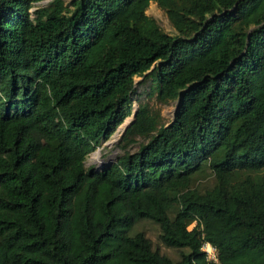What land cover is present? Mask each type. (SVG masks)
I'll list each match as a JSON object with an SVG mask.
<instances>
[{"label": "trees", "instance_id": "trees-1", "mask_svg": "<svg viewBox=\"0 0 264 264\" xmlns=\"http://www.w3.org/2000/svg\"><path fill=\"white\" fill-rule=\"evenodd\" d=\"M40 1L0 0V264H264V0ZM137 76L172 119L139 105L122 139L147 142L86 169ZM142 219L179 260L132 233Z\"/></svg>", "mask_w": 264, "mask_h": 264}, {"label": "rangeland", "instance_id": "rangeland-1", "mask_svg": "<svg viewBox=\"0 0 264 264\" xmlns=\"http://www.w3.org/2000/svg\"><path fill=\"white\" fill-rule=\"evenodd\" d=\"M63 1L65 5H69L71 0ZM50 2L51 0L37 2L33 5L31 11L48 6ZM146 14L153 17L165 32L172 35L177 33L169 21L166 12L155 2H150ZM134 81V91L131 96V114L117 127L116 131L108 140L102 141L95 150L86 156L84 161L86 169H92L93 171L103 170L116 163L126 152H136L141 144L147 142L150 138L149 136L143 137L141 135H136L130 142H126L122 139L125 129L133 122L134 115L139 105L143 104L147 106L150 115L156 120L157 128L166 125L172 119L176 107V100L162 101L159 99L155 86L149 79L137 76L134 78ZM153 133L154 131H150V135ZM214 182V176L206 170L194 178L192 181V188L202 192L211 188ZM174 209L175 208L171 210L170 215L173 214ZM193 225L194 224L191 223L188 228H192ZM136 232H142L151 241L153 249L159 250L162 254L169 256L173 260L180 259V251H187V249L179 250L162 243L159 238L160 229L158 224L149 219L138 221L132 229L133 234ZM202 248L207 251L210 249L207 244H204Z\"/></svg>", "mask_w": 264, "mask_h": 264}, {"label": "built area", "instance_id": "built-area-1", "mask_svg": "<svg viewBox=\"0 0 264 264\" xmlns=\"http://www.w3.org/2000/svg\"><path fill=\"white\" fill-rule=\"evenodd\" d=\"M207 258L208 259H216L215 258V250L213 248H210L208 251H207Z\"/></svg>", "mask_w": 264, "mask_h": 264}, {"label": "clouds", "instance_id": "clouds-1", "mask_svg": "<svg viewBox=\"0 0 264 264\" xmlns=\"http://www.w3.org/2000/svg\"><path fill=\"white\" fill-rule=\"evenodd\" d=\"M204 244H207L208 246H209V248H213L214 250H215V248L214 247H212L209 243H204ZM203 244V245H204ZM203 247V246H202ZM202 250H204L203 248H202ZM205 251V253H206V258H207V250H204ZM215 258H216V250H215ZM208 259V258H207ZM208 260H210V261H216L217 260V258L214 260V259H208Z\"/></svg>", "mask_w": 264, "mask_h": 264}]
</instances>
